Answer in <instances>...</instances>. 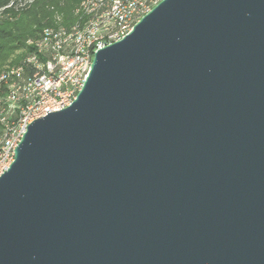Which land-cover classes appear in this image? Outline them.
<instances>
[{
	"label": "water",
	"instance_id": "obj_1",
	"mask_svg": "<svg viewBox=\"0 0 264 264\" xmlns=\"http://www.w3.org/2000/svg\"><path fill=\"white\" fill-rule=\"evenodd\" d=\"M0 264H264V0H160L96 49L0 175Z\"/></svg>",
	"mask_w": 264,
	"mask_h": 264
},
{
	"label": "built area",
	"instance_id": "obj_2",
	"mask_svg": "<svg viewBox=\"0 0 264 264\" xmlns=\"http://www.w3.org/2000/svg\"><path fill=\"white\" fill-rule=\"evenodd\" d=\"M160 0H81L79 20L45 27L20 63L0 71V175L27 125L71 103L93 52L122 38Z\"/></svg>",
	"mask_w": 264,
	"mask_h": 264
},
{
	"label": "trees",
	"instance_id": "obj_3",
	"mask_svg": "<svg viewBox=\"0 0 264 264\" xmlns=\"http://www.w3.org/2000/svg\"><path fill=\"white\" fill-rule=\"evenodd\" d=\"M79 0H0V71L20 63L45 27L69 26ZM56 17L60 20L57 21ZM18 51L16 55H12Z\"/></svg>",
	"mask_w": 264,
	"mask_h": 264
},
{
	"label": "rangeland",
	"instance_id": "obj_4",
	"mask_svg": "<svg viewBox=\"0 0 264 264\" xmlns=\"http://www.w3.org/2000/svg\"><path fill=\"white\" fill-rule=\"evenodd\" d=\"M28 1V0H27ZM81 0H79L78 4L75 6L74 10H73V14L74 15H78L79 12H80V8H81ZM56 20L59 21L60 18L59 17H56ZM58 27V26H56ZM18 53V51H15L12 55H16Z\"/></svg>",
	"mask_w": 264,
	"mask_h": 264
}]
</instances>
